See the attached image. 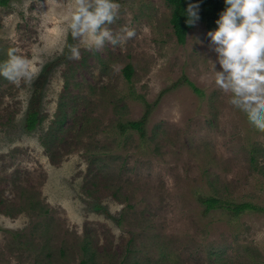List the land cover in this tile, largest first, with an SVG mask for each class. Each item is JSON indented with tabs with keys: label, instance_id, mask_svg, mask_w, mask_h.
Returning a JSON list of instances; mask_svg holds the SVG:
<instances>
[{
	"label": "rangeland",
	"instance_id": "374dc122",
	"mask_svg": "<svg viewBox=\"0 0 264 264\" xmlns=\"http://www.w3.org/2000/svg\"><path fill=\"white\" fill-rule=\"evenodd\" d=\"M67 3L0 5V62L38 67L0 76V264H264V131L215 84L204 25L180 45L164 0H119L107 27L134 35L69 59ZM147 110L143 137L124 127Z\"/></svg>",
	"mask_w": 264,
	"mask_h": 264
},
{
	"label": "clouds",
	"instance_id": "9594fccd",
	"mask_svg": "<svg viewBox=\"0 0 264 264\" xmlns=\"http://www.w3.org/2000/svg\"><path fill=\"white\" fill-rule=\"evenodd\" d=\"M200 2H189L183 11L185 23L200 19ZM48 3V0H45ZM224 8L215 20L216 27L206 35L215 53L212 61L214 82L227 94V103L245 114L250 123L264 130V0H223ZM62 36L77 44H65L69 59H79L80 49H98L105 42L123 45L134 35L132 30L113 34L107 27L117 16L119 0H69L57 4ZM38 73L34 59L9 50L0 62V76L14 83L30 82Z\"/></svg>",
	"mask_w": 264,
	"mask_h": 264
},
{
	"label": "trees",
	"instance_id": "16d2710c",
	"mask_svg": "<svg viewBox=\"0 0 264 264\" xmlns=\"http://www.w3.org/2000/svg\"><path fill=\"white\" fill-rule=\"evenodd\" d=\"M9 0H0V5L5 6ZM42 1V0H40ZM167 6L170 8V19L169 23L173 34L176 38L178 44L183 45L185 43L187 33L195 26V24L200 23L204 25L206 31L212 30L216 27L215 20L218 18L219 12L223 10L224 3L223 0H201L200 2V19L194 25H188L185 23L186 17L183 15V11L189 2H194V0H164ZM125 78L130 81L132 75V67L130 65L126 66L123 70ZM191 89L196 93L200 94L199 90L194 88L192 83H189ZM149 116V111L147 110L144 115L138 121L128 122L124 124L125 128H129L137 132L141 137L144 136V127ZM249 120V118H248ZM250 121V120H249ZM39 124L38 111L36 106H32L25 117V128L28 132L34 131ZM123 127V126H122ZM264 131V130H263ZM206 207V210H213L217 208L231 209L235 214H239L244 211L255 210V207L248 203L228 205L223 203L220 199L214 197H208L202 200ZM256 210H259L256 208ZM80 264H84L81 262Z\"/></svg>",
	"mask_w": 264,
	"mask_h": 264
}]
</instances>
